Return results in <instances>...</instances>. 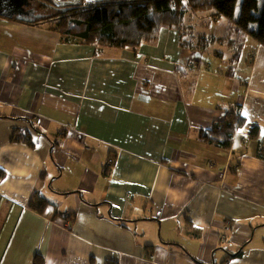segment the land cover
<instances>
[{
    "label": "crops",
    "instance_id": "obj_1",
    "mask_svg": "<svg viewBox=\"0 0 264 264\" xmlns=\"http://www.w3.org/2000/svg\"><path fill=\"white\" fill-rule=\"evenodd\" d=\"M217 24L185 31L216 56L175 29L98 47L0 15V264H264V46ZM232 109L230 148L203 139Z\"/></svg>",
    "mask_w": 264,
    "mask_h": 264
},
{
    "label": "trees",
    "instance_id": "obj_2",
    "mask_svg": "<svg viewBox=\"0 0 264 264\" xmlns=\"http://www.w3.org/2000/svg\"><path fill=\"white\" fill-rule=\"evenodd\" d=\"M238 5L239 14H236ZM207 9L214 10V15L232 20L238 29L248 30L264 46V0H105L73 8L67 14L55 17L52 19L55 20L52 29L65 36H79L82 43L101 47H136L144 42H154L163 28L170 27L182 34L180 39L184 40L183 46L198 49V42L192 43L190 39H185L184 19L190 10ZM46 20L50 19L40 22ZM226 114L224 120L217 122L211 129L202 128L200 134L209 143L228 149L236 129L243 127L247 119L238 109L228 110ZM14 118L28 121L36 133L45 134L30 118ZM17 128L13 130V140L34 145L32 133L28 129ZM254 130L252 135L259 133ZM39 200V204L32 203L33 207L45 212L49 202L42 198ZM58 216L62 215L56 212L55 217ZM44 262L42 255L35 256L34 264Z\"/></svg>",
    "mask_w": 264,
    "mask_h": 264
},
{
    "label": "rangeland",
    "instance_id": "obj_3",
    "mask_svg": "<svg viewBox=\"0 0 264 264\" xmlns=\"http://www.w3.org/2000/svg\"><path fill=\"white\" fill-rule=\"evenodd\" d=\"M239 5L237 6V9H236V14H239ZM214 12V10H212V9H207V10H200V11H188L187 13H186V16H185V19H184V26H183V31H187V30H189L190 29V27L189 26H194V27H197V28H201L202 26L203 27H205V28H207L206 26H209V24L210 25H215V24H217L218 26H217V31H219L221 28H222V25H226L227 27H231V28H233V30L234 31H236V32H242V33H244L243 35L244 36H249V34H250V32L248 31V30H245V29H238L237 28V26L235 25V23L232 21V20H230V19H227V18H225V17H221V16H218V15H210V13H213ZM59 16V15H58ZM57 17V16H56ZM55 18V17H54ZM53 18V19H54ZM221 18V19H220ZM50 19V18H49ZM220 19V20H219ZM51 20V21H50ZM50 20H46V21H44V22H46V23H49V25L52 27L53 25H54V22H55V20H52V18L50 19ZM219 20V21H218ZM40 22V21H43V20H41V19H36L35 20V22ZM205 28H203L204 30H205ZM54 29V28H53ZM164 29H172L173 30V28H170V27H165ZM57 31V30H56ZM164 31V30H163ZM167 30H165V32H166ZM174 31V30H173ZM206 31H208V29H206ZM58 33H60L59 31H57ZM165 32H162V35H166V33ZM60 34H62V33H60ZM240 35H241V33H239ZM62 36L64 37V35L62 34ZM216 36H217V34L213 37V39H212V42L211 43H213L212 45H210V44H207V45H205V41L203 40L202 42H203V45H201L200 43H199V41H198V43L197 44H199V50H202V48H204L205 46H210L212 49L210 50V51H212V52H214L215 53V55L217 56V55H219L220 53H219V51H222V48H220L221 46H220V44L218 43L219 41L216 39ZM65 37H67V36H65ZM69 37H74V38H79V36H73V35H70ZM200 40V39H199ZM241 40V36H239V38H238V41H240ZM96 45V44H95ZM98 46V45H97ZM106 46H110V45H106ZM98 47H100V46H98ZM112 47H114V46H112ZM118 48H121V47H118ZM228 53V54H231V53H233V50H232V47H230V48H227V49H225L224 50V53ZM246 56H247V62H252L253 63V61L255 60V53H253L252 51H249L248 53L246 52V54H245ZM224 61H225V63H227L228 65H237V61H236V59H231V60H225V59H223ZM204 63H205V61H204ZM251 63V64H252ZM206 64V63H205ZM210 64L209 63H207L206 64V66H209Z\"/></svg>",
    "mask_w": 264,
    "mask_h": 264
},
{
    "label": "flooded vegetation",
    "instance_id": "obj_4",
    "mask_svg": "<svg viewBox=\"0 0 264 264\" xmlns=\"http://www.w3.org/2000/svg\"><path fill=\"white\" fill-rule=\"evenodd\" d=\"M66 1H76V0H28V4L26 6V11L28 17L31 19H53L54 17L58 15L67 14L69 11H71L73 8L80 7L86 4H90L86 2V0H83L82 4H70L66 7V11L64 10V7L58 6L59 2H66Z\"/></svg>",
    "mask_w": 264,
    "mask_h": 264
},
{
    "label": "water",
    "instance_id": "obj_5",
    "mask_svg": "<svg viewBox=\"0 0 264 264\" xmlns=\"http://www.w3.org/2000/svg\"><path fill=\"white\" fill-rule=\"evenodd\" d=\"M98 1H105V0H86L88 3H95ZM83 0H76V1H66V2H59L58 6L64 7L66 11V7L70 4H82ZM27 0H0V15L7 16V17H15L21 21H33V19L29 18V15H23V5H27Z\"/></svg>",
    "mask_w": 264,
    "mask_h": 264
},
{
    "label": "bare ground",
    "instance_id": "obj_6",
    "mask_svg": "<svg viewBox=\"0 0 264 264\" xmlns=\"http://www.w3.org/2000/svg\"><path fill=\"white\" fill-rule=\"evenodd\" d=\"M27 1H28V0H27ZM26 6H27V5H23V8H24V9H23V13H22L23 15H27V11H26V9H25ZM16 19H17V18H16ZM17 20H19V19H17ZM20 21H21V20H20Z\"/></svg>",
    "mask_w": 264,
    "mask_h": 264
},
{
    "label": "built area",
    "instance_id": "obj_7",
    "mask_svg": "<svg viewBox=\"0 0 264 264\" xmlns=\"http://www.w3.org/2000/svg\"><path fill=\"white\" fill-rule=\"evenodd\" d=\"M112 163H113V159H109L107 164L111 165Z\"/></svg>",
    "mask_w": 264,
    "mask_h": 264
}]
</instances>
